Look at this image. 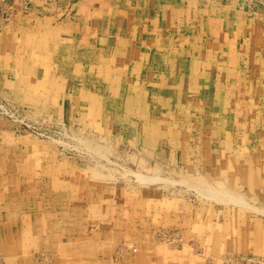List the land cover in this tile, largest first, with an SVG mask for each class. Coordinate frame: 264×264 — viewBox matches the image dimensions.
I'll use <instances>...</instances> for the list:
<instances>
[{"label": "rangeland", "instance_id": "rangeland-1", "mask_svg": "<svg viewBox=\"0 0 264 264\" xmlns=\"http://www.w3.org/2000/svg\"><path fill=\"white\" fill-rule=\"evenodd\" d=\"M0 14V264H264V0Z\"/></svg>", "mask_w": 264, "mask_h": 264}, {"label": "bare ground", "instance_id": "bare-ground-1", "mask_svg": "<svg viewBox=\"0 0 264 264\" xmlns=\"http://www.w3.org/2000/svg\"><path fill=\"white\" fill-rule=\"evenodd\" d=\"M24 1V0H23ZM94 1V0H93ZM96 1V0H95ZM105 1V0H104ZM39 2H40V0H39ZM26 3V2H25ZM91 3H92V1H91ZM101 3V2H100ZM97 4H99L98 2H97ZM101 5V4H100ZM105 5V4H104ZM152 5V4H151ZM43 7V6H42ZM45 7V6H44ZM43 7V8H44ZM178 7H180V6H178ZM38 9V8H37ZM83 10H85L84 8H82ZM29 11V10H28ZM97 11H98V9H97ZM36 12H38V11H36ZM99 12V11H98ZM18 13H19V9H18ZM47 13V12H46ZM15 14V13H14ZM100 14H101V12H100ZM110 14V13H109ZM1 15V14H0ZM21 15V14H20ZM47 15V14H46ZM104 15V14H103ZM26 16V15H25ZM29 15H27V17H28ZM35 16V15H34ZM50 16H52V15H50ZM98 16V15H97ZM110 16V15H109ZM24 17V16H23ZM31 17V16H30ZM33 17V16H32ZM39 16L37 15V18H38ZM47 17V16H46ZM1 18V17H0ZM25 19H27V18H25ZM42 19V18H41ZM50 19H52V18H50ZM103 19V18H102ZM29 20V19H28ZM28 20H26V21H28ZM20 21V20H19ZM24 21V20H23ZM31 21V20H30ZM9 22V21H8ZM11 23V22H10ZM13 23V22H12ZM25 23V22H24ZM28 23V22H27ZM22 24V23H21ZM27 25V24H26ZM18 26V25H17ZM20 26V25H19ZM20 28V27H19ZM5 29V28H4ZM19 33V32H18ZM133 35V34H132ZM134 38V37H133ZM105 42H106V40H105ZM123 51V50H122ZM121 51V52H122ZM141 54V53H140ZM139 55V54H138ZM74 56V55H73ZM1 57V56H0ZM3 57V56H2ZM76 57V56H75ZM89 58V57H88ZM12 59V58H11ZM35 59V58H34ZM61 59V58H60ZM65 60V59H64ZM70 61V60H69ZM88 61V60H87ZM8 63V62H7ZM88 63H89V61H88ZM18 64V63H17ZM47 64V63H46ZM42 65V64H41ZM43 65H45V62H44V64ZM10 69V68H9ZM12 69H13V67H12ZM35 69V68H34ZM72 69H74V68H72ZM15 70V69H14ZM21 71V70H20ZM94 71H96V70H94ZM106 71V70H105ZM3 72V71H2ZM14 72V71H13ZM13 72H11V73H13ZM74 72V71H73ZM15 74V73H14ZM83 74V73H82ZM44 75V74H43ZM81 75V74H80ZM94 75V74H93ZM47 76V75H46ZM67 76V75H66ZM95 76V75H94ZM44 77V76H43ZM76 77V76H75ZM6 78V77H5ZM90 78V77H89ZM25 78H23L22 80H24ZM42 79V78H41ZM46 79V78H45ZM14 81V80H13ZM83 81V80H82ZM12 82V81H11ZM18 82V81H17ZM13 84V83H12ZM46 85V84H45ZM3 87V86H2ZM1 87V88H2ZM17 88H19V87H17ZM17 98V97H16ZM16 100V99H15ZM81 108V107H80ZM220 149V148H219ZM228 186V185H227ZM213 189V188H212ZM225 190V189H224ZM227 190V189H226ZM217 191V190H216ZM221 191V190H220ZM224 192V191H223ZM211 193V192H210ZM221 193L222 192H220V195H221ZM226 194H229L228 192H226ZM232 195V194H231ZM210 196V195H209ZM230 196V195H229ZM238 196H239V194H238ZM240 197V196H239ZM242 198H243V196H241ZM241 197L239 198V199H241ZM7 198V197H6ZM13 198H15V197H13ZM230 197H228V199H229ZM237 198V196L235 197L234 196V199H236ZM218 199V198H217ZM227 200V199H226ZM238 200V199H237ZM230 201H233V200H231V198H230ZM240 201H242V200H240ZM2 202V201H1ZM245 202V201H244ZM247 203V202H246ZM245 203V204H246ZM239 204H241V203H239ZM244 204V205H245ZM2 205H4V204H2ZM237 205H238V203H237ZM16 206V205H15ZM241 206H242V204H241ZM9 208V207H8ZM6 209V208H5ZM31 209V208H30ZM25 210V209H24ZM4 211V210H3ZM19 211V210H18ZM15 212V211H14ZM20 212V211H19ZM27 212V211H26ZM261 212H263V211H261ZM5 213V212H4ZM17 214V213H16ZM4 215H6V214H4ZM17 215H19V214H17ZM6 217V216H5ZM7 218V217H6ZM9 219V218H8ZM5 220V219H4ZM1 222V221H0ZM11 223V222H10ZM14 225V224H13ZM16 226V225H15ZM17 229V228H16ZM15 248V247H14ZM4 251H6V250H4ZM7 252V251H6ZM10 254V253H9ZM9 261V260H8ZM17 263V262H16Z\"/></svg>", "mask_w": 264, "mask_h": 264}]
</instances>
